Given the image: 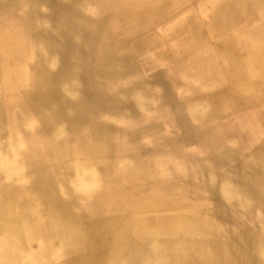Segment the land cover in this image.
Here are the masks:
<instances>
[{"label": "bare ground", "instance_id": "1", "mask_svg": "<svg viewBox=\"0 0 264 264\" xmlns=\"http://www.w3.org/2000/svg\"><path fill=\"white\" fill-rule=\"evenodd\" d=\"M8 1L0 0V264H264V164L252 194L226 173L215 174L212 164L193 159L209 153L215 160L208 146L196 144L194 153L186 148L190 145L168 142L169 115L157 109L160 103L144 86L120 82L138 111L137 121L115 107L120 93L111 101L97 99L112 95L111 81L94 83L90 94L80 92L87 83L79 75L81 65L60 69L57 51L48 54L31 42L23 15L7 13ZM95 1L98 9L108 1L121 11L130 32H144L138 61L144 70H153L147 68L155 65L146 60L148 52L170 34L175 48L192 42L193 49L203 34L220 36L224 65L240 78L244 71L235 67L264 63V0ZM52 2L28 0V6L48 9L52 16ZM28 21L32 30L43 19L32 15ZM232 32L255 44L230 37ZM234 47L251 59L234 57ZM195 57L179 67L198 83L214 62L201 51ZM61 71L68 72L66 81L55 79ZM52 88L58 89L57 98ZM201 174L210 180L205 196ZM217 190L221 202L212 199ZM256 207L263 216L251 219ZM124 217L133 219L135 240Z\"/></svg>", "mask_w": 264, "mask_h": 264}, {"label": "rangeland", "instance_id": "2", "mask_svg": "<svg viewBox=\"0 0 264 264\" xmlns=\"http://www.w3.org/2000/svg\"><path fill=\"white\" fill-rule=\"evenodd\" d=\"M19 1L24 4L22 5ZM8 2L10 6L6 11L10 16L23 15L25 32L31 42L38 44L48 54L51 52L55 54L57 51L56 57L57 63L61 65L60 69L67 68L70 63L81 65L83 73L79 75L82 80L86 79L87 83H82L78 89L80 92L90 94L94 83L104 86L108 81H111L109 91L112 95L109 93L103 97L98 96L97 99L111 101L115 93H120L122 96L115 107L122 113H131L137 121L138 111L124 95L126 90L120 82L124 84L126 80H130L132 88L144 86L148 96L152 95L150 97L160 103L157 109H164L169 115V129L167 130L166 127L168 142L190 145L186 148L194 153L198 152L196 144L208 146L214 151L216 161L211 157L212 161L208 162L211 160L209 153L201 154V158L195 155L193 159L206 161L208 165L212 164L209 168H212L215 174L226 173L231 182L244 186V189H248L247 191L252 194L255 193L256 176L261 172V166L264 164L263 59L260 60L263 65H254V63L235 67L244 71L240 78L228 71L227 66L224 65L226 59L219 51L222 50L220 36L215 33L203 34L198 42L202 47L197 44L194 48L196 51L191 48L192 42L187 47L181 45L175 48L176 40L171 38L172 34H170L160 40L158 49L148 52L149 57L146 60L150 61L149 64L154 63L155 65L147 68L153 70H144L145 66L138 62L143 60L144 51H141L140 48L143 46L142 34L144 32L139 33L140 30L134 33L130 32L127 29L126 18L121 15V11L118 13L113 6L108 5V1L105 2V7L98 9L97 4L100 3L95 0H54L51 3L52 6L54 4L52 16L48 15V9H37L34 6L31 8L28 6V0H17L19 6L14 0ZM32 15L37 19L42 18L43 21L36 26L32 24V30H30L28 20ZM115 24L117 25V36L113 35ZM106 28L111 29L105 32ZM2 30L4 33L7 30L5 24L2 25ZM230 37L255 44L251 39L236 32H232ZM51 44H54V47ZM100 48L103 50L102 54L96 53ZM127 48H131L130 51L134 49L136 57L127 53ZM233 50L234 57H238L237 59L240 61L245 60L246 62L251 59L248 53L245 54L236 47ZM109 51H112V54ZM200 51L203 56L212 54L214 64L209 69L211 71H202L203 81L196 83L193 79L194 75H183L179 66L186 60L189 61L193 55L195 57L196 53ZM162 52L168 53L163 60L159 57ZM38 56L37 54L36 62L43 65L44 60ZM215 65L220 68L218 73H215ZM257 67H262L260 70L263 71L259 72ZM58 74L59 76L55 78L57 81L68 79V72L63 74L61 71ZM209 79L210 81L207 82ZM50 93L52 97H58V89L52 88ZM201 176L200 190L203 195H208L204 187L210 180L202 174ZM212 195L221 202L218 190ZM213 200L215 201L214 197ZM258 210L259 208L256 207L252 211L251 219L259 218L262 215L257 214ZM258 225L261 227L262 224ZM124 228L123 225L121 230Z\"/></svg>", "mask_w": 264, "mask_h": 264}, {"label": "crops", "instance_id": "3", "mask_svg": "<svg viewBox=\"0 0 264 264\" xmlns=\"http://www.w3.org/2000/svg\"><path fill=\"white\" fill-rule=\"evenodd\" d=\"M1 23V22H0ZM4 23H2L1 25H3ZM111 158V157H110ZM205 196V195H204ZM214 197V196H213ZM213 197H212V199H213ZM109 215H111V214H108V213H105L104 212V215L103 216H106V217H115V219L117 220V221H119V218H121V215H119V214H116V215H114V214H112L113 216H109ZM129 216V215H128ZM132 217V216H131ZM129 217V218H127V220L129 221L128 222V226H127V228H128V232H129V234L131 235V238L132 239H134L135 240V236L133 235L132 236V227H131V223H133V219L132 218H134V217ZM125 218V217H124ZM125 218V219H126Z\"/></svg>", "mask_w": 264, "mask_h": 264}]
</instances>
